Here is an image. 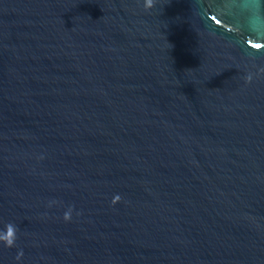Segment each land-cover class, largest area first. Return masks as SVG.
<instances>
[{"label": "water", "instance_id": "95a60500", "mask_svg": "<svg viewBox=\"0 0 264 264\" xmlns=\"http://www.w3.org/2000/svg\"><path fill=\"white\" fill-rule=\"evenodd\" d=\"M8 223L0 264H264V0H0Z\"/></svg>", "mask_w": 264, "mask_h": 264}, {"label": "clouds", "instance_id": "9594fccd", "mask_svg": "<svg viewBox=\"0 0 264 264\" xmlns=\"http://www.w3.org/2000/svg\"><path fill=\"white\" fill-rule=\"evenodd\" d=\"M147 6L149 7L151 6V0H147ZM120 199L121 197L117 194L113 198V203L118 202ZM64 219L66 221L71 219V209H69L64 213ZM16 232H17L16 226L12 223H8L5 227V231L0 232V241L4 242L7 247L14 246L16 241ZM22 255H23L22 252L18 253L17 258H19Z\"/></svg>", "mask_w": 264, "mask_h": 264}]
</instances>
